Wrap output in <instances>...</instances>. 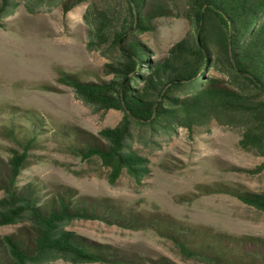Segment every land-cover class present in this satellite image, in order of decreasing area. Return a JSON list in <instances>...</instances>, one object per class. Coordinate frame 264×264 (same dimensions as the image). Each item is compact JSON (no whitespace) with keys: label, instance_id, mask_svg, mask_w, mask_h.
<instances>
[{"label":"trees","instance_id":"trees-1","mask_svg":"<svg viewBox=\"0 0 264 264\" xmlns=\"http://www.w3.org/2000/svg\"><path fill=\"white\" fill-rule=\"evenodd\" d=\"M47 0H26L30 12ZM88 0L58 2L64 13ZM19 0H0V27ZM163 0L92 2L84 13L91 50H108L104 73L58 71V81L97 110L122 112L114 126L93 134L75 125L53 133L67 149L108 170V181L127 175L136 183L151 175V160L135 147V129L190 133L212 122L241 131L238 146L264 157V0H184L177 13L190 29L165 54L151 49L140 35L155 30V19L169 15ZM104 76H109L105 78ZM50 129L31 109L0 105V132L14 146L0 166V264H178L166 256L136 259L114 245L91 240L69 229L75 220H100L126 229L150 228L169 239L180 254L205 264H264V238L235 235L147 218L109 200L77 195L70 187L47 191L36 182L19 183L39 137ZM151 141V139H148ZM264 168V163L259 167ZM200 194L236 197L264 214V191L233 184H200Z\"/></svg>","mask_w":264,"mask_h":264},{"label":"rangeland","instance_id":"rangeland-1","mask_svg":"<svg viewBox=\"0 0 264 264\" xmlns=\"http://www.w3.org/2000/svg\"><path fill=\"white\" fill-rule=\"evenodd\" d=\"M102 1L107 0H88L64 13L58 2L47 0L30 12L26 0H19L15 13L6 17L0 27V105L34 110L43 119L44 127L50 129L40 134L39 146L31 151L30 163L19 176V183H40L47 191L70 187L77 195L109 200L147 218L161 217L184 225L264 238L262 212L232 195L200 194L197 189L200 184L224 182L264 191V168H259L264 157L238 146L239 129L216 122L192 133L182 127L172 134L136 128L134 145L150 158L152 169L142 184L127 175L115 184L109 183L105 167L74 155L53 133L59 125L67 124L98 134L122 118L119 110H97L84 103L57 79L60 69L103 74L105 63L111 61L110 51L87 46L84 13L92 2ZM163 1L170 14L157 17L155 30L140 35L160 54H165L190 29L188 20L177 15L184 0ZM12 146L0 132V166L4 168ZM69 229L114 245L136 259L166 256L178 264H205L183 257L169 239L150 228L133 230L100 220H75ZM14 230L15 226H0V234ZM50 264L72 263L56 260Z\"/></svg>","mask_w":264,"mask_h":264}]
</instances>
